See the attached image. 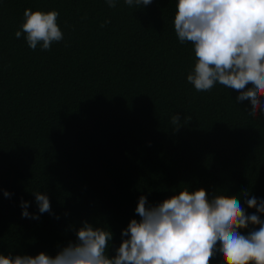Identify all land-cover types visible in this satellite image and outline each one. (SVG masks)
Masks as SVG:
<instances>
[{
	"label": "trees",
	"instance_id": "16d2710c",
	"mask_svg": "<svg viewBox=\"0 0 264 264\" xmlns=\"http://www.w3.org/2000/svg\"><path fill=\"white\" fill-rule=\"evenodd\" d=\"M177 2L0 0V189L12 194L0 191V255L54 256L86 221L112 233L111 256L140 196L156 205L204 189L240 198L246 214L245 190L264 200V116L235 90L187 82L196 58L175 35ZM25 9L59 12L63 40L29 49L14 35ZM35 191L59 219L21 217V200L38 214Z\"/></svg>",
	"mask_w": 264,
	"mask_h": 264
},
{
	"label": "clouds",
	"instance_id": "9594fccd",
	"mask_svg": "<svg viewBox=\"0 0 264 264\" xmlns=\"http://www.w3.org/2000/svg\"><path fill=\"white\" fill-rule=\"evenodd\" d=\"M115 8L118 0H105ZM153 0H124L130 8L144 7ZM59 12L25 9L23 23L14 35H23L27 46L50 50L63 40L57 24ZM105 23H108L106 21ZM104 25H101L103 27ZM175 35L180 44L193 46L195 63L186 80L195 91L204 92L218 83L239 94L236 102H248L247 115L264 116V0H178L174 16ZM191 117H185V123ZM170 123L180 127L179 115ZM0 191H3L0 189ZM3 191V196L11 197ZM38 214L27 211L21 200V217L38 220L45 213L53 215L46 194L32 192ZM240 198L216 195L209 199L204 189L178 195L156 205L140 196L132 219L122 230V240L109 255L112 233L94 228L84 221L75 230V240L54 256L41 252L36 256L0 255V264H210L217 252L223 264H264V200L242 193ZM248 229L247 234L241 230Z\"/></svg>",
	"mask_w": 264,
	"mask_h": 264
}]
</instances>
